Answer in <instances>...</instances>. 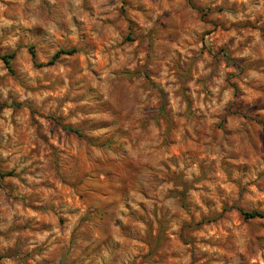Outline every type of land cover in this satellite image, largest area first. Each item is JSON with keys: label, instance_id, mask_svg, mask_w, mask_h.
<instances>
[{"label": "clouds", "instance_id": "1", "mask_svg": "<svg viewBox=\"0 0 264 264\" xmlns=\"http://www.w3.org/2000/svg\"><path fill=\"white\" fill-rule=\"evenodd\" d=\"M133 4L144 3L146 5L145 19L141 21L140 32L146 33L149 29L156 28L158 36L152 41L151 49H149V41L142 40L137 45L125 48L121 44V38L125 34V27L116 23L114 28H106L100 22V13L97 12L94 16L87 17V13H81L80 0H0V55L5 52H16L19 47H28L31 44H37L41 49L46 48V43H40L43 40L47 43H52L53 47L47 49L43 56L38 57V60H46L55 51L56 46L64 43H72L76 46H82L84 43V25H74L73 17H87V23L91 31L96 34V39L100 40L104 45L102 50H111L109 59L99 68L97 72L96 87L90 88L89 81L83 78H73L69 74L70 79L63 81V87L58 86L57 77L41 69L40 71H30L24 66L23 60L18 57L14 62L20 86L8 79L7 70L0 71V104L7 103L12 105L15 100L19 103L27 104L31 107L34 114H39L45 117L44 120L38 121L35 126L27 117L21 119L15 116L11 111H5V118L16 120L15 129H7L5 132L6 143L0 144V158H6L11 163L17 165V172L21 168H28L33 172V176L29 179V183H39L46 180V174L49 169H55L56 174L61 178L72 182L79 180L83 173L77 168L75 161L68 155L69 147L67 137H65L61 145L51 148L50 145L42 146L39 137L48 134L50 131L57 134L59 138V127L50 119V115H55L63 122L67 123L71 118L73 126L79 125L82 122L86 125H91L93 121H84V118L76 112L75 105L65 104L66 99H76L79 95L84 96L83 105L90 108H105L107 112L103 119L111 124V129L105 133V137H89L90 139H103L110 135H119L121 131L127 130L130 137H121V143H127L128 138H132L135 142L140 133L133 132L132 126L136 121L146 123L149 116H156V109L159 107V93L155 89L147 87V82L136 80L135 86L142 87L144 90L133 92L131 96L125 94L123 98L117 96L112 91L115 88L116 81L120 78L118 75L125 70L129 73L135 72L141 67V61L146 64L144 71L151 69L154 74L159 72V64L168 65V71L164 74V80L171 84L169 91L175 96V105H169L166 109L169 117H173L179 113L185 116L186 127L190 128L195 134L199 143L204 144L203 149V164L208 167L209 171L206 177H201L198 165L201 160L185 154L183 159L185 165L173 169L177 174L183 173V178L189 184H193L194 180H199L195 184L196 193L200 200H203L209 206L204 208H190L189 215L175 216L173 211H169V227L168 230H179V226L184 223H195L203 218L219 217V203H213V200L219 202L224 201L227 204H243L246 200H251L252 206L255 207L257 201L264 204V150L257 149L255 153L249 154L245 146L235 144L230 136H219L216 140L210 137L215 135L214 121L206 120V117L213 115L223 116L226 111L236 110L240 106L241 110H247L253 104H264V77L258 76L256 73L247 71L239 72L232 70L231 73L224 67L227 59L223 56L217 57V49L225 47L228 55L237 62L244 63H261L264 66V40L260 38V33L264 32V0H214L215 5H223L226 8H232L234 11L231 15L225 14V24L227 27L236 25L239 26L252 24L259 30L251 32L244 30L242 32H228L226 34H214L207 37L204 41L207 46L205 50L201 49L198 42L200 35L208 29L207 24L193 23L188 27H174L175 21L169 18L168 27L161 31L156 25V20L161 16L165 9L174 7L168 3H161L160 0H154L153 3H148V0H132ZM116 7L109 9V14L114 20L118 21L116 15ZM40 26H43V31L40 37H35ZM180 32L179 43L183 48V55L180 57V63L187 62L189 71L186 73L178 72L175 68L177 62L176 53L173 49L167 48L164 38L168 34ZM229 37H234L229 43ZM187 41V43H185ZM140 48H144L147 56H137L135 53ZM118 55V53H121ZM191 53V54H189ZM87 60L90 62L88 67L97 69L95 57L89 51ZM0 68L3 65L0 64ZM143 73H141L142 75ZM199 80L200 87L193 84V90H203L205 92V103L203 109L192 107L191 113L196 116L194 120L189 116L185 108V95L181 90L182 86H186L187 80ZM239 82L244 88V94H233V88L229 85L233 82ZM75 87H69V84ZM105 89V95L100 94L101 86ZM111 86V87H109ZM159 87H164L163 84H158ZM55 89L49 92L47 89ZM259 91H253V89ZM257 97H260L257 100ZM112 104L109 105L108 101ZM247 126L245 121L235 119L229 122L228 127L233 131L240 133L241 140L244 139L243 127ZM166 134L165 128L160 127L159 133L154 135V146L159 147L162 137ZM181 137L185 135L183 131ZM11 137L7 140V137ZM26 136L27 145H36V151L44 149L45 159L41 163L35 159L32 150L26 146H22L24 137ZM48 139H53L48 135ZM144 146H141L138 151H141ZM51 148V151L48 149ZM236 155L234 162L224 165L229 170L231 179L236 186L224 182L223 189L220 188L221 180L217 179L216 169L220 167L222 161H229L232 155ZM105 157L110 154L105 152ZM171 156V153H169ZM99 153L89 150V159L91 167L98 171L104 170V162L97 163ZM116 159L123 161L128 159L127 156H121L116 153ZM166 157L158 156L151 163L154 170L163 172L161 162L166 161ZM39 164V170H36V165ZM247 164L249 169L243 172L244 165ZM11 166V164L9 165ZM91 179L85 181L84 184L77 188L78 192L86 193L85 199L81 206L77 209L72 204L63 202L58 197L48 195L43 198L52 205L58 215H67L68 221L66 226L60 231H45L38 235H33L28 238L25 250L31 252L36 247H44L49 253L55 254L60 247L68 246V234L75 232L79 239L71 246V255L68 258V264H77L79 251L85 248L93 250L89 256L91 264H137L138 257L145 255L148 248L140 244H132L127 242H118L114 236L119 233L109 228V221L92 216L84 224L80 223V218L86 216L105 204L92 188H101L104 186V177L98 174H90ZM134 188L137 191H144L148 195V208L150 211L153 205L157 206L158 210H163L165 205L164 197L168 189L173 185H162L157 187V181L152 176H147L140 173L133 177ZM95 183H92V181ZM205 180L210 181L205 183ZM254 184L257 187L252 188L247 195L241 192V187L247 189V186ZM257 188L259 190H257ZM192 197L190 196V199ZM139 200V197H136ZM261 210H264L262 208ZM119 215L120 210H115ZM139 212V209H137ZM108 215H111L109 212ZM142 218L147 223L149 217L143 214ZM228 217L220 221L216 225V231L202 233L203 238L210 243L230 244L231 246V261L230 264H241L238 256L239 249L248 244L251 236L247 229L240 228L239 235L233 236L234 226L228 223ZM11 222V217H9ZM2 227H7L4 225ZM223 228L224 231H220ZM86 234L87 238L80 235ZM132 235L137 240H143L145 244H149V230L144 226H133ZM241 237L243 244H241ZM199 238V237H198ZM16 239V234L10 235L7 241L3 242L4 247H10ZM264 245V241H260ZM183 253V249H177ZM199 249L196 254L199 255ZM219 255L216 251L210 250L209 257ZM39 261V257H35ZM185 264L188 258L185 257ZM203 264V262H202ZM223 264V262H222Z\"/></svg>", "mask_w": 264, "mask_h": 264}, {"label": "rangeland", "instance_id": "2", "mask_svg": "<svg viewBox=\"0 0 264 264\" xmlns=\"http://www.w3.org/2000/svg\"><path fill=\"white\" fill-rule=\"evenodd\" d=\"M43 2V0H41ZM154 0H148V3H153ZM161 3H168L174 7L165 9L161 16L157 18L156 25L163 31L169 25L167 23L169 18L175 21L174 27H188L193 23L207 24L209 27L199 37L201 49L205 50L206 45L204 41L207 37L214 34H226L228 32H242L249 30L251 32L259 31L255 25L246 24L239 26L227 27L225 24V14L231 15L234 11L232 8H226L223 5H215L214 0H160ZM81 13H87V17L94 16L97 12L100 13V22L106 28H114L116 23L122 24L126 32L121 38V44L127 48L129 46L137 45L142 40L149 41V49H151L152 41L158 36L157 29L154 27L149 29L146 33L139 31L141 28V21L145 19L146 5L144 3L133 4L132 0H80ZM116 7V15L118 21L114 20L109 14L108 10ZM87 17L76 16L73 17L74 25H84V43L82 46H76L72 43H64L56 46L58 49L75 48L77 51L72 55L59 57L54 63L47 64L52 58L53 54L46 60H38V57L44 55L47 49L53 47L52 43H47L40 40V43H46V48L41 49L37 44H31L28 47H19L16 52H5L4 54L14 53V58L11 62L12 71L0 59V64L3 68L0 71L7 70L8 79L19 87L20 79H18L17 70L14 62L20 57L23 60L24 66L28 67L30 71H40L41 69L49 72L57 77L58 86L63 87V81L69 80V74L73 78L79 77L89 81V87L95 88L97 83V72L105 62L109 59L111 50H102L104 45L98 39L96 34L91 31L87 23ZM43 31V26H40L35 37H40ZM260 38L264 40V32L260 33ZM180 39V32H174L164 38L168 49H173L176 53L177 62L175 68L178 72L186 73L189 71L187 62L180 63V57L183 55V48L178 42ZM235 39L229 37V43ZM187 43V41H185ZM29 48H32L35 54V62L32 61ZM89 51L95 57L98 65L97 69L88 67L89 61L87 56ZM122 54L118 53V55ZM137 56H147L144 48H140L135 53ZM191 54V53H189ZM223 56L227 59L224 67L229 71L236 70L239 72L256 73L260 77H264V66L261 63H244L237 62L228 55L225 47L217 49V57ZM42 64V65H39ZM146 64L141 61V67L135 72L129 73L127 70L116 74L120 78L116 81L115 88L112 91L117 96L123 98L125 94L131 96L133 92L144 90L142 87H136V80H143L147 82V87L155 89L159 93V107L156 109V116H149L146 123L136 121L132 126L133 132H139L140 135L135 138L127 139V143H121V137H130V133L125 130L121 131L119 135H110L103 139H90L89 137H105L111 129V124L106 122L103 117L107 109L105 108H90L83 105L84 96L79 95L76 99H66L64 102L68 105H75L76 112L80 114L84 121H93L91 125H86L83 122L79 125L73 126L71 118L67 123L63 122L57 116L50 115L47 119L54 121L59 127V138L55 132H49L39 137L42 146L50 145L55 148L57 145H63L61 141L67 137L69 153L68 155L75 161L77 168L83 173L79 180L69 182L56 174L55 169H49L46 174V180L39 183H29V179L33 176V172L28 168H21L17 172V165L11 163L9 159L0 158V255L2 259L0 264H68V258L71 255L72 244L79 239L75 233L68 234V246L60 247L59 250L53 254L45 250L44 247H36L31 252L25 250L28 238L33 235H38L41 232L60 231L62 227L66 226L68 221L67 215H58L54 207L50 205L43 198L48 195L58 197L63 202L72 204L77 209L81 206L85 199L86 193L78 192L77 188L84 184L85 181L91 179L90 174H98L104 177V186L101 188H92V191L105 201V204L96 208L93 212L80 218V223L84 224L92 216L106 219L109 221V228L117 231L118 236L114 238L118 242H127L132 244H140L148 251L145 255L138 257L137 264H185V257L188 258L187 264H230L231 261V246L230 244L210 243L203 238L202 233L205 231L211 233L216 231V225L228 217V223L234 226L233 236L239 235V229H247L251 240L248 244L239 249L238 256L241 264H264V245L260 241H264V216L254 218H244L240 211L261 210L264 204L257 201L256 206L253 207L251 200H246L243 204H227L224 201H215L219 203L220 213L219 217L201 218L199 221L193 223H184L179 226V230H168L169 227V211H173V215L182 216L189 215L190 208H200L203 206L207 208L209 205L203 200H200L196 193L195 184L199 180H194L193 184H189L183 178V173L177 174L173 169L185 165L183 156L187 154L194 159L201 160L198 165L201 177H206L208 174V167L203 164L204 144L198 142L194 133L190 128L186 127L185 116L183 113L177 112L173 117H169L166 111L169 105H175V96L169 91L171 84L164 80V74L168 71V65L160 63L159 72L154 74L151 69L144 71ZM141 73H143L141 75ZM199 88L201 82L199 80H187L186 86H182L181 90L185 95V108L194 120L196 116L191 113L192 107H199L203 109L205 103V92L203 90H193V84ZM158 84H163L164 87H159ZM233 88V94H244V88L239 82L233 81L230 85ZM69 87H75L69 84ZM111 87V86H109ZM50 93L55 89H47ZM259 91V89H253ZM100 94L105 95L103 85L100 89ZM260 97H257L259 100ZM109 105L112 101H108ZM11 111L15 116L21 119L27 117L32 125L38 121L44 120L45 117L39 114H34L31 107L27 104L13 101L12 105L7 103L0 104V144L6 143L5 132L7 129L16 128V120L12 118H5L4 112ZM206 120L214 121L215 135L210 137L216 140L219 136H230L235 144L243 145L247 148L249 154L255 153L257 149L264 150V104L256 103L247 110H241L240 106L236 110H227L223 116H210ZM235 119L245 121L246 125L243 127L244 139L241 140L240 133L233 131L228 127L229 122ZM70 127L78 130L79 134H75L66 129ZM160 127L165 128L166 134L162 137L159 147L154 146V135L159 133ZM183 131L185 135L181 137L180 133ZM51 135L53 139H48ZM11 137H7L10 140ZM22 146L30 148L37 161L41 163L45 159L44 149L36 151V145H27L26 136ZM144 146L141 151L138 149ZM51 148L48 150L51 151ZM89 150L99 153L97 163L104 162L106 171L100 170L97 173L96 169L91 167L89 159ZM110 155L105 157L104 153ZM119 152L121 156H127L128 159L119 161L116 159V153ZM171 153V156H169ZM166 157V161L161 162L163 172L154 170L151 163L152 160L158 156ZM236 155L233 154L229 161H222L220 167L216 169L217 179L221 180L220 188L223 189L227 182L236 186L231 179L229 170L224 165L234 162ZM264 159V156H261ZM11 164V166H9ZM39 170V164L36 166ZM249 166L244 165L242 171L247 172ZM140 173L147 176H152L157 181V187L162 185H173L168 189L164 197L166 207L163 210H158L157 206L153 205L150 211L148 208V195L144 191H137L134 188L133 177ZM210 181L205 180V183ZM92 183H95L93 180ZM254 184L247 186V189L241 187V192L245 195L249 193L252 188H256ZM257 190H259L257 188ZM190 196L192 197L190 199ZM136 197L140 199L137 200ZM139 209V212H137ZM115 210H120L119 215ZM111 215H108V213ZM149 217L147 223L142 218L143 214ZM11 217V222L9 221ZM7 225V227H2ZM133 226H144L149 230V244H145L143 240H137L132 235ZM220 231H224L223 228ZM16 234L15 242L10 247H4L3 242L7 241L11 234ZM80 235L86 237V234ZM199 237V238H198ZM241 237V244H243ZM183 249V253L177 251ZM199 249V255L196 250ZM210 250L216 251L219 255L209 257ZM93 250L85 248L78 253L77 264H91L89 256L92 255ZM39 257V261L35 259Z\"/></svg>", "mask_w": 264, "mask_h": 264}, {"label": "trees", "instance_id": "3", "mask_svg": "<svg viewBox=\"0 0 264 264\" xmlns=\"http://www.w3.org/2000/svg\"><path fill=\"white\" fill-rule=\"evenodd\" d=\"M77 50L75 48H69V49H58L56 52H54L52 58L47 62V64H52L54 63V61H56L59 57L61 56H66V55H72L76 52ZM29 52L31 54V57H32V61L34 63L35 62V54L32 50V48H29ZM14 58V53H9V54H3V55H0V59L2 60V62L6 65V67L12 71V68H11V62ZM39 65H42V64H39ZM67 130L75 133V134H79L78 130L76 129H73V128H70V127H66ZM241 215L244 217V218H254V217H263L264 216V213L263 212H259L257 210H250V211H244V210H241L240 211ZM2 259V256L0 255V260Z\"/></svg>", "mask_w": 264, "mask_h": 264}]
</instances>
